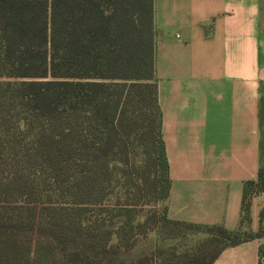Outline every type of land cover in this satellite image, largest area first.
<instances>
[{"label":"trees","instance_id":"trees-1","mask_svg":"<svg viewBox=\"0 0 264 264\" xmlns=\"http://www.w3.org/2000/svg\"><path fill=\"white\" fill-rule=\"evenodd\" d=\"M155 67L154 0H0V264H106L126 240L103 221L107 176L128 178L136 143L163 167L168 220L211 232L209 264L261 236L169 218ZM262 193L264 169L245 183L242 225Z\"/></svg>","mask_w":264,"mask_h":264},{"label":"crops","instance_id":"crops-1","mask_svg":"<svg viewBox=\"0 0 264 264\" xmlns=\"http://www.w3.org/2000/svg\"><path fill=\"white\" fill-rule=\"evenodd\" d=\"M154 26L169 218L258 233L264 193L242 220L264 169V0H154ZM261 246L264 233L213 264H259Z\"/></svg>","mask_w":264,"mask_h":264},{"label":"rangeland","instance_id":"rangeland-1","mask_svg":"<svg viewBox=\"0 0 264 264\" xmlns=\"http://www.w3.org/2000/svg\"><path fill=\"white\" fill-rule=\"evenodd\" d=\"M148 150L152 152V158L144 164L145 151L137 143L132 146L125 184L123 180L119 182L122 176H107L112 182L106 185L103 193L107 205L103 221L108 232L113 234L111 243H116L118 233L126 240L120 243L118 251L102 253L97 261L103 260L106 264H139L141 261L145 264H209L215 251L211 232L168 220L166 202H157L165 193L164 170L159 162H155L154 149L149 147ZM146 171L152 172L146 179L147 184L141 181L148 175ZM98 208L93 207L94 210ZM260 232L263 234L264 228H260ZM135 241V245L128 248L127 244ZM62 250L60 244L51 249L54 257ZM46 261L41 264H47Z\"/></svg>","mask_w":264,"mask_h":264}]
</instances>
